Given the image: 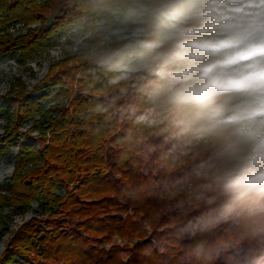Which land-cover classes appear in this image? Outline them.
<instances>
[{
  "label": "clouds",
  "instance_id": "obj_1",
  "mask_svg": "<svg viewBox=\"0 0 264 264\" xmlns=\"http://www.w3.org/2000/svg\"><path fill=\"white\" fill-rule=\"evenodd\" d=\"M109 11L62 34L59 50L86 63L83 95L111 118L109 136L147 171L163 161L179 209L169 234L201 264L264 246V0H115Z\"/></svg>",
  "mask_w": 264,
  "mask_h": 264
},
{
  "label": "trees",
  "instance_id": "obj_2",
  "mask_svg": "<svg viewBox=\"0 0 264 264\" xmlns=\"http://www.w3.org/2000/svg\"><path fill=\"white\" fill-rule=\"evenodd\" d=\"M57 6L58 17L45 27ZM111 7L115 0H0V53L32 59L72 29L111 20ZM16 25L27 32L16 36ZM71 60L79 65L65 76L53 67L43 87L28 91L19 84L17 95H0V119L6 121L0 162L8 146L18 145L14 173L0 190L3 233L10 232L6 210L24 216L34 202L42 210L11 232L0 264H201L169 234L179 209L165 191L163 161L147 171L142 158L109 136L111 118L97 114L82 91L75 93L76 83L84 89L91 82L86 63L74 56L59 67ZM48 102L55 105L46 109ZM29 121L32 129L23 131ZM115 236L133 247L106 248ZM228 264H264V246L238 249Z\"/></svg>",
  "mask_w": 264,
  "mask_h": 264
},
{
  "label": "rangeland",
  "instance_id": "obj_3",
  "mask_svg": "<svg viewBox=\"0 0 264 264\" xmlns=\"http://www.w3.org/2000/svg\"><path fill=\"white\" fill-rule=\"evenodd\" d=\"M60 6L52 9L47 15L46 20L43 23L45 27L51 25L59 15ZM105 22V21H102ZM40 26V24L32 25V28H36ZM15 35H19L20 33L25 34L27 31L22 29L20 25H16ZM70 33V32H68ZM59 47H63L61 41L58 44L48 46L43 51H39L38 54L29 60L23 61L17 57L12 55H3L0 53V95L6 96L11 92H14L15 95L19 92V84H22L27 88L28 91H31L35 86L41 85L43 87V79L51 72V69L56 66V72L59 75H64L68 73L73 67H77L79 65L78 61H70L67 64L65 69L59 67L61 62H65L70 60L73 55H69L68 58H65ZM79 77V76H78ZM78 91H82L83 89L79 86V84H75V93ZM61 104H65V102H61ZM55 102H48L45 104L46 109L53 107ZM69 105V104H68ZM67 105V107H68ZM36 119H40V116H37ZM48 119V116L46 117ZM34 123L29 121L25 124L23 131L31 130ZM6 132V121L5 119H0V143L4 137ZM33 135H38V132L33 131ZM9 153L4 156V158L0 162V190H3L7 187V179L10 178L14 173V158L18 153V145H10L8 146ZM42 210L39 206V203L34 202L32 209L30 212L25 214L24 216L10 214L9 210L5 211V215L7 219L5 223L9 227V233H3V226L0 224V255L5 251L6 245L8 244L11 238V232H15L19 229V227L31 220L33 217L41 214ZM133 213V212H131ZM126 215V213H124ZM146 229L151 231V228L148 224H146ZM129 243L130 248L133 247L134 242L124 241L118 236H115L111 242L105 243L106 248H110L113 245H124ZM124 257L127 259V253L124 254Z\"/></svg>",
  "mask_w": 264,
  "mask_h": 264
},
{
  "label": "snow or ice",
  "instance_id": "obj_4",
  "mask_svg": "<svg viewBox=\"0 0 264 264\" xmlns=\"http://www.w3.org/2000/svg\"><path fill=\"white\" fill-rule=\"evenodd\" d=\"M230 86L233 88H242L245 86V84H244V81H232L230 82Z\"/></svg>",
  "mask_w": 264,
  "mask_h": 264
}]
</instances>
